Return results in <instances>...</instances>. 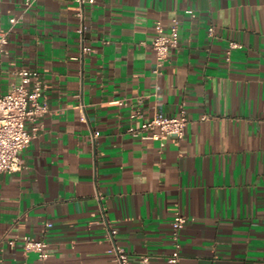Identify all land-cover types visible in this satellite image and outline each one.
<instances>
[{"label": "crops", "instance_id": "crops-1", "mask_svg": "<svg viewBox=\"0 0 264 264\" xmlns=\"http://www.w3.org/2000/svg\"><path fill=\"white\" fill-rule=\"evenodd\" d=\"M25 1L0 0V94L36 68L48 111L20 168L0 172V264H113L110 228L131 264H167L176 212L179 264H264V0ZM174 19L156 74L155 23ZM181 108V141L126 130Z\"/></svg>", "mask_w": 264, "mask_h": 264}, {"label": "built area", "instance_id": "built-area-1", "mask_svg": "<svg viewBox=\"0 0 264 264\" xmlns=\"http://www.w3.org/2000/svg\"><path fill=\"white\" fill-rule=\"evenodd\" d=\"M81 5L94 4L97 0H78ZM30 0L25 4L30 5ZM81 15V11H78ZM17 17L10 18L11 23H15ZM84 26L79 28L82 32ZM156 35L152 40V47L155 53V63L153 72L162 73L165 63L169 58L170 50L179 44V20L174 19L169 26V33H166L161 21L155 23ZM210 32L213 27L209 28ZM9 29L0 33V54L4 51V46L8 43ZM238 45L232 42L231 46ZM92 47L83 46V51L89 52ZM230 51H228V54ZM20 81L14 83L12 88L0 94V172L13 171L20 168V151L24 149L31 140L38 135L40 126L38 119L48 111V107L42 100L44 82L40 70L36 68L22 67L17 72ZM136 113L131 114L135 118ZM84 120V115H81ZM189 117L184 108H181L179 114L173 116L154 115L142 120L138 125L130 123L126 130L134 137L142 139L161 140L162 144L165 138H172L175 141H181L186 133V125ZM187 217L176 212L172 221V238L174 242L173 251L167 257V264L180 263V229L186 224ZM47 227L52 226V222L46 223ZM116 230L110 228L107 232L111 243L109 251L113 255V264H131L130 254L114 241ZM20 240L25 252H34L39 259H45L48 255V243L44 239L35 238L31 235H23ZM10 246H14L16 238L6 240ZM142 264H152L151 257L148 254L140 256Z\"/></svg>", "mask_w": 264, "mask_h": 264}]
</instances>
